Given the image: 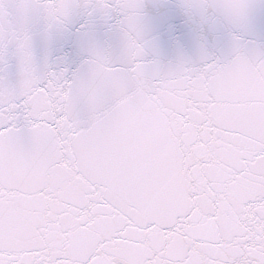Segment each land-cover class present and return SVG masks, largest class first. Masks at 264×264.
<instances>
[{
  "label": "snow or ice",
  "instance_id": "1",
  "mask_svg": "<svg viewBox=\"0 0 264 264\" xmlns=\"http://www.w3.org/2000/svg\"><path fill=\"white\" fill-rule=\"evenodd\" d=\"M148 7L0 0V264H264V0Z\"/></svg>",
  "mask_w": 264,
  "mask_h": 264
},
{
  "label": "water",
  "instance_id": "2",
  "mask_svg": "<svg viewBox=\"0 0 264 264\" xmlns=\"http://www.w3.org/2000/svg\"><path fill=\"white\" fill-rule=\"evenodd\" d=\"M175 2V0H146V3L149 5L147 11L150 17L153 19L158 18L159 16L165 15L169 9L166 7H153V5H171ZM259 3V0H256ZM249 39H253L256 41H260L264 39V17H258L256 21L254 34L249 37ZM183 50L186 54L191 55L193 52V43L190 38H185L182 41ZM34 50L37 57H40L44 54V45L39 37H37L34 41ZM65 54H69L73 60L77 59L76 51L74 46L70 42L58 41L56 42L51 50L52 58L57 56H63ZM161 54L162 58L167 61L171 59L175 55V48L169 40L164 39L161 42ZM11 72H14V68L10 69Z\"/></svg>",
  "mask_w": 264,
  "mask_h": 264
}]
</instances>
